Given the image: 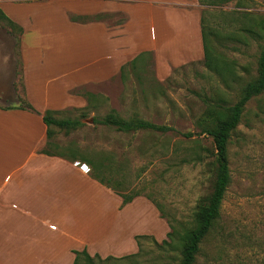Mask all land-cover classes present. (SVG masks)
I'll list each match as a JSON object with an SVG mask.
<instances>
[{
  "label": "rangeland",
  "instance_id": "obj_1",
  "mask_svg": "<svg viewBox=\"0 0 264 264\" xmlns=\"http://www.w3.org/2000/svg\"><path fill=\"white\" fill-rule=\"evenodd\" d=\"M213 1L201 4V16L218 36L219 40L210 36L216 51L230 64L232 71L226 76L198 60L173 67L160 79L152 55L144 54L125 66L123 78L119 73L107 81L78 86L86 106L54 114L79 119L83 125L76 129L52 126L49 151L89 167L88 158L105 163L102 175L111 188L125 195L138 194L155 206L154 201L167 226L159 238L140 235L137 253L116 256L119 259L94 257L92 264L180 262L183 237L196 225L199 207L209 197L215 178L213 141L200 132L202 126L212 125L206 111L212 105L227 108L237 101L244 85L257 76L258 56L264 47V0ZM124 18L121 13L101 17L108 23ZM26 100L17 28L0 15V106L15 107ZM110 111L124 117L137 115L172 129L122 132L94 124L92 117L101 119ZM187 132L192 134L187 136ZM226 153L230 183L220 217L200 243L194 264H264V93L246 103ZM102 199L104 203L95 206L96 214L107 212L110 206L112 210L113 199ZM140 211L135 204L125 215ZM143 221L155 223L150 217ZM0 257V264H18L11 257L7 261L6 254Z\"/></svg>",
  "mask_w": 264,
  "mask_h": 264
},
{
  "label": "crops",
  "instance_id": "obj_2",
  "mask_svg": "<svg viewBox=\"0 0 264 264\" xmlns=\"http://www.w3.org/2000/svg\"><path fill=\"white\" fill-rule=\"evenodd\" d=\"M0 9L22 28L24 93L39 112L86 106L72 89L115 77L145 52L160 79L173 67L203 59L199 0H0ZM97 13L125 18L70 19ZM1 107L0 256L18 264H73L74 251L82 249L122 257L137 253L136 235L159 238L167 231L146 198L122 204L90 175L87 163L88 171L76 159L41 152L47 137L40 114ZM102 197L113 199L112 210L96 214ZM135 204L142 211L125 215ZM149 217L154 225L143 221Z\"/></svg>",
  "mask_w": 264,
  "mask_h": 264
},
{
  "label": "trees",
  "instance_id": "obj_3",
  "mask_svg": "<svg viewBox=\"0 0 264 264\" xmlns=\"http://www.w3.org/2000/svg\"><path fill=\"white\" fill-rule=\"evenodd\" d=\"M201 4H213V0H199ZM107 13H97L94 15H70V19L73 21H79V22H86V21H93V20H100L101 17ZM0 15L8 21L10 26H14L17 28L18 36L22 34V28L10 20L0 9ZM264 28V27H263ZM201 35H202V45H203V61L205 65L211 69L212 71L216 72L217 74L221 76H226L228 73L232 71L230 64L228 61H225L220 57L219 52L216 51V48L214 44L212 43V38L210 36L216 37L217 40H219L214 32L213 29H210L208 25H206V22L204 18L201 16ZM216 40V41H217ZM143 54H150L149 52H145ZM139 58V57H138ZM137 57L133 59L132 61L124 64L120 68V76L123 78L124 75V69L125 66L128 64H134V62L138 59ZM80 87H76L72 89V92L83 95L79 93ZM241 95L237 99V101L228 106L227 108H221L218 105H212L208 110L206 111V117L212 122V125L206 124L202 126L200 132L208 134L213 141V147L215 148L214 153V160H215V178L213 183L212 191L205 201L203 205L199 207V210L197 212V221L196 225L189 229L184 237H183V243L181 246V259L179 264H194L196 259V254H198L199 246L204 237L207 235V233L212 228L213 224L217 219L220 217V209L222 200L224 197V194L227 190V187L230 183V167L229 162L227 158V144L229 141V138L231 136L232 131L236 128L238 123L240 122L242 113L245 109L246 103L255 95H260L261 93H264V47L261 49L260 54L258 56V62H257V76L247 82L242 92H240ZM90 93H88L89 97ZM4 109H24L31 112H36L41 115V119L46 125V137L47 141L45 142L46 145L44 148H42L41 152H44L46 154H54L51 151L48 150V147L51 146V137L53 136L54 132L52 130V126L60 127V128H66V129H76L79 126L83 125L81 120L76 118H57L54 116L56 111L47 109L44 112L37 111L32 104L26 100L23 105H18L15 107H1ZM86 113H81V116H85ZM92 121L95 123H101L108 126L113 127L117 131L122 132H136L138 130H155L160 132H167L168 130H171L172 128L167 125L157 124L154 122H151L145 118L139 117L137 115L130 116V117H124L118 114L115 111H110L107 114H105L101 119H97L95 116L92 117ZM198 132L197 134H200ZM191 132L185 133V135L189 136L191 135ZM87 161L91 165L90 168V175L95 178L100 183L106 185L107 187L111 188V185H109V181L105 179V177L102 175L104 169L107 167L105 163L103 162H97L93 159L88 158ZM115 193L121 196L122 198V204H126L130 202L135 195H125L123 193H120L116 191L114 188H111ZM149 198V197H148ZM151 201V200H150ZM155 206L158 209L157 204L152 201ZM159 210V209H158ZM160 216L163 217V215L160 213ZM171 232H167V235L169 236ZM141 237L140 235H136L135 238L138 239ZM164 242V241H163ZM75 257L73 264H92L94 257L101 259L102 257L98 254H94L93 256L88 254L86 249L82 250H76L74 251ZM133 255V254H132ZM131 256V255H127ZM112 258V256H106V258ZM125 257V256H122ZM119 257V258H122ZM119 259L118 257H116Z\"/></svg>",
  "mask_w": 264,
  "mask_h": 264
},
{
  "label": "built area",
  "instance_id": "obj_4",
  "mask_svg": "<svg viewBox=\"0 0 264 264\" xmlns=\"http://www.w3.org/2000/svg\"><path fill=\"white\" fill-rule=\"evenodd\" d=\"M81 168H83L84 170H86V171H88L89 170V168H88V166L86 165V164H81Z\"/></svg>",
  "mask_w": 264,
  "mask_h": 264
}]
</instances>
